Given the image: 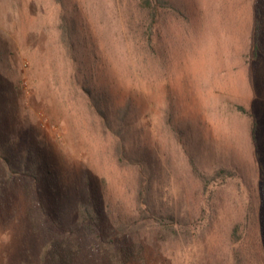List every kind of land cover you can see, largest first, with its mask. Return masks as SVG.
<instances>
[{
    "label": "rangeland",
    "instance_id": "obj_1",
    "mask_svg": "<svg viewBox=\"0 0 264 264\" xmlns=\"http://www.w3.org/2000/svg\"><path fill=\"white\" fill-rule=\"evenodd\" d=\"M151 2L0 0V264L47 263L29 173L62 215L89 189L105 235L135 220L140 264H264V0Z\"/></svg>",
    "mask_w": 264,
    "mask_h": 264
},
{
    "label": "trees",
    "instance_id": "obj_2",
    "mask_svg": "<svg viewBox=\"0 0 264 264\" xmlns=\"http://www.w3.org/2000/svg\"><path fill=\"white\" fill-rule=\"evenodd\" d=\"M148 10L153 11L154 6L152 5L151 0H147ZM125 150V148H124ZM123 150V151H124ZM139 154L136 153V156H124L123 163H130L134 165L139 173V186H140V197L143 198L142 189H147L150 185V175L151 170L150 166L146 163L145 159ZM8 167H10L9 163L5 162ZM147 167V168H146ZM13 173L16 171L13 169ZM218 178H227L231 177V175L225 170L218 171L216 173ZM28 177L33 181H31L34 186V198L33 201L36 204L35 215H38V219L32 221V228L36 229L37 225L42 227V231L46 233V244L43 249V254L40 257V261L46 264H64L60 262V259H64L63 256L56 254L59 248L55 246L56 238L62 239L60 241L61 248L65 249V244L67 242V237L76 236L78 233H89L90 237L96 242L95 246L101 248L102 250L107 249V253H104V256L107 258L108 264H140L144 263V253L146 249L151 244H146L145 240H141L138 237V230L134 232V223L135 220L132 221V224H127V227H123V224L117 228L116 233L114 234H103V226L100 223V217L96 212L93 204V200L90 197V190H87L86 199L82 198L81 195L79 197L81 200L77 202L75 207L69 211L70 215H62L60 213L58 205L52 200L54 199L55 192L48 195L44 192V184L39 182L34 174H28ZM50 184V183H48ZM46 191V190H45ZM60 198L59 195H57ZM144 199V198H143ZM145 200V199H144ZM143 204L139 202L138 207ZM154 221L161 220L163 218L159 214L153 213ZM70 217V219H69ZM37 224V225H36ZM41 224V225H40ZM147 226H158L157 223H151ZM67 227V228H65ZM129 241H128V240ZM149 242H153L148 240ZM71 257H67L69 260ZM67 262V261H65Z\"/></svg>",
    "mask_w": 264,
    "mask_h": 264
}]
</instances>
